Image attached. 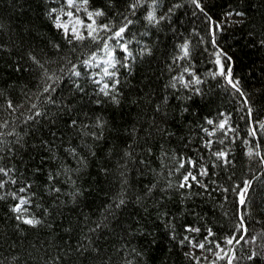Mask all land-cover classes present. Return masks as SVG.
<instances>
[{
    "label": "trees",
    "instance_id": "obj_1",
    "mask_svg": "<svg viewBox=\"0 0 264 264\" xmlns=\"http://www.w3.org/2000/svg\"><path fill=\"white\" fill-rule=\"evenodd\" d=\"M200 4L88 0L80 40L66 0H0V264H264V0Z\"/></svg>",
    "mask_w": 264,
    "mask_h": 264
},
{
    "label": "snow or ice",
    "instance_id": "obj_2",
    "mask_svg": "<svg viewBox=\"0 0 264 264\" xmlns=\"http://www.w3.org/2000/svg\"><path fill=\"white\" fill-rule=\"evenodd\" d=\"M80 2L84 5H87L88 3V0H80ZM66 3L68 5V7L70 8H73V7H76V0H66ZM192 3H194L196 5L197 8H201V4H200V0H192ZM133 7H135V5H133ZM86 12H87V18L89 20L92 21V23L90 24H85L84 20L80 19L79 17H76V20H77V23H79V25L81 27H86L87 29H90V31H88V36L89 37H92V39H96V36L94 35V33H96L98 31V29H102L104 31H110L108 25H100V26H97V27H93V25L96 24V21L94 19V17H99V16H102L104 13L100 10H97L95 12H91V11H87V9L85 8L84 9ZM203 10V9H201ZM56 9H52L48 15H49V18H52L53 17V14L56 13ZM61 11L63 12V9H61ZM77 11H79V8H77ZM64 15L66 16H69V17H72L73 16V13L72 12H64ZM227 16H231L232 13H227L226 14ZM235 15H241V13H235ZM147 19L149 20V22H151L153 19H155L154 15L152 13H149L148 14V17ZM61 21V16L60 15H56L55 16V20H54V23L56 24V27L57 28H64V31H65V35L67 36L68 34V28L63 24V23H60ZM209 21L210 23H212L213 25V28L214 29H220L222 27V25L218 22H214L212 21V18L209 17ZM128 23H131V21H128ZM127 27V24H125L123 27H120L118 31H115L112 35V37H110V39H114V38H119L121 37L122 33H124L125 29ZM72 33L73 35L75 36L76 39H80V40H83L85 39V37L83 35H81L80 33L77 32L76 28L73 27L72 29ZM214 35V33H213ZM213 43L215 44V40L213 41ZM104 47L105 49L108 48V44L107 42L105 41L104 42ZM126 50V49H125ZM183 51H184V55L187 56L188 55V46L187 44L183 45ZM108 56H109V60L106 61V63H108L109 67H114V64L111 60V56H112V53L111 52H108L107 53ZM222 55H226L224 53H221V52H217L216 53V61L215 63L218 65L219 67V71L217 73H213V75H220V76H223L224 79L226 80L227 84H229L232 88H234L237 92H240V88H239V81L238 80H233V77H232V68L229 66L227 68H225V65L224 63H222L221 61V56ZM228 60H231L230 57H228ZM85 63L87 64L88 61H85ZM105 72V75H111V73L108 72L107 69L104 70ZM77 75H79V73H76ZM197 83H199V81L197 80ZM105 88H108V85L106 84L104 86ZM103 90V89H102ZM45 91H48V89H45ZM107 95V93H105ZM241 95H243V93H241ZM245 103H247V101H245ZM9 107L11 108L12 107V104L9 103ZM249 115H251V110H249ZM209 124L213 123L211 120L208 121ZM220 128H224L225 127V123L224 122H221V124L219 125ZM212 133H209V135H211ZM250 135H255V130L252 129L250 130ZM258 154V153H257ZM215 155L217 156V158H221V157H224L225 156V153L223 152H218V153H215ZM193 166H195L193 164ZM181 168L184 167V164L181 163L180 165ZM0 173H4L5 175H7V171L4 169V168H0ZM202 174H207L206 172H203L202 170ZM189 179H192V180H195L196 177L193 176L190 172L187 174V175H184L183 177V182L180 184V187H190V185L188 184V181ZM14 182V181H13ZM247 183L245 184L244 188L240 189L239 190V194H240V204L241 205H244L246 203L244 197L247 195ZM4 187V184L3 182H0V188H3ZM21 192L25 191L24 188H21L20 189ZM14 198L15 195H14ZM28 203V201H26L25 199L23 198H20V202L15 205L13 207V211L17 212V213H20L22 211V206L24 204ZM120 203L122 204L123 203V200L120 201ZM17 219H22V217L18 216ZM23 223L25 224H28V225H33L35 226L36 224L39 223L38 220L34 219V218H23ZM243 226V220H241V225L240 227ZM187 231H199V229H191V228H188L186 229ZM209 236L213 235V233L211 232V230H209V233H208ZM188 238L185 237V240H187ZM240 239H243V237H241ZM191 242V241H190ZM239 243V240H237L235 237H229V238H226L225 240V243L227 245H233V243ZM183 243V241H182ZM199 248L201 249H204L205 248V245L203 243L199 244L198 245ZM217 248H220V252H217L215 255L217 257V259H227L228 261V264H232V261L234 259V256H230L228 255V252L225 251L223 248H221V246L219 244L216 245ZM207 251H211V249H206ZM230 251V249H229ZM221 253H223V255H221ZM256 253H253L251 256L248 257L249 260H251L253 258V256H255Z\"/></svg>",
    "mask_w": 264,
    "mask_h": 264
},
{
    "label": "rangeland",
    "instance_id": "obj_3",
    "mask_svg": "<svg viewBox=\"0 0 264 264\" xmlns=\"http://www.w3.org/2000/svg\"><path fill=\"white\" fill-rule=\"evenodd\" d=\"M77 8H79V11H77ZM84 9H85L84 4L79 3V4H76V7H73V8L68 7L65 11H63L61 13H57L56 15L61 16L60 23H63L68 28V32L72 33V29H73V27H75L77 32L82 35L83 33L90 31V29H87L86 27H81L79 25V23H77L76 17H79L80 19L84 20L85 24L92 23V21L87 18V12ZM64 12H72L73 16L72 17L66 16V15H64ZM224 17L226 19L224 18L223 21L224 20L230 21V20L239 19L238 16L233 15V14L231 16L225 15ZM54 20H55V18H54ZM62 29L64 30V28H62ZM107 53L108 52L105 51V52H102L101 54L97 55L96 56L97 62L98 63H106V61H108L110 59Z\"/></svg>",
    "mask_w": 264,
    "mask_h": 264
}]
</instances>
